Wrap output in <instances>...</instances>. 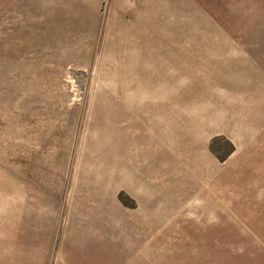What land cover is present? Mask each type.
I'll use <instances>...</instances> for the list:
<instances>
[{"label":"rangeland","instance_id":"374dc122","mask_svg":"<svg viewBox=\"0 0 264 264\" xmlns=\"http://www.w3.org/2000/svg\"><path fill=\"white\" fill-rule=\"evenodd\" d=\"M0 264H264V0H0Z\"/></svg>","mask_w":264,"mask_h":264}]
</instances>
